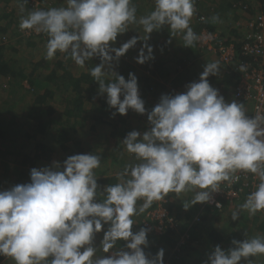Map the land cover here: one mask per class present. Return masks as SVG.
<instances>
[{
	"label": "clouds",
	"instance_id": "obj_1",
	"mask_svg": "<svg viewBox=\"0 0 264 264\" xmlns=\"http://www.w3.org/2000/svg\"><path fill=\"white\" fill-rule=\"evenodd\" d=\"M195 2L155 0V9L138 18L133 0H65L64 6L22 15L19 27L47 35V60L64 53L83 68L99 56L101 63L90 74L99 83V93L107 94V104L121 115L129 109L144 114L138 78L129 73L126 80L112 70V62L138 39L145 43L137 62L154 59L146 42L164 26L172 34L183 33L184 45L191 47L200 39L190 26ZM19 3L23 12L27 0ZM132 24L142 26L146 35L132 37L120 48L111 47L110 42ZM219 71L218 63H207L199 81L188 84L186 92L161 97L148 113L150 129L131 131L123 140L127 152L139 162L128 165L119 182L102 192L95 173L101 157L94 154L72 155L63 165L54 162L52 167L33 168L30 183L0 191V256L11 257L15 264H164L163 249L151 258L145 253L150 230L134 232L135 217L170 193L177 197L194 193L185 209L210 202L221 183L238 182L239 173L259 179L240 211L253 216L264 212V114L250 118L244 103L226 102L208 80ZM106 77H110L107 82ZM98 195L102 202H97ZM239 217L237 211L231 219ZM105 224L110 226L97 249L93 242ZM118 241H126L127 250L117 248ZM232 243L234 247L227 251L216 246L206 264H241L242 259L252 264L250 257L264 255V236ZM98 250L111 255L97 256Z\"/></svg>",
	"mask_w": 264,
	"mask_h": 264
},
{
	"label": "trees",
	"instance_id": "obj_2",
	"mask_svg": "<svg viewBox=\"0 0 264 264\" xmlns=\"http://www.w3.org/2000/svg\"><path fill=\"white\" fill-rule=\"evenodd\" d=\"M151 1L155 4V0ZM133 2L137 7V17L151 12L149 5H145L144 0H133ZM199 2L200 0L195 2L196 10ZM255 3L256 1L253 0H228L227 7L221 10H228L229 7H233L237 14L239 12L252 13V10L256 12L259 8V5H256L255 8ZM49 4V0H27V3L24 4V11L21 12L19 1L0 0V164L9 167L6 171L14 166L15 169L12 170L21 172L24 168H35L43 162L46 163L45 167H52L54 162L63 165L68 157L77 154H94L101 157L100 151L94 147L96 145L89 142L86 137L84 138L85 134L79 132V127L84 122H90V129L94 132L98 125L107 124L110 127L108 141L113 140L114 146L108 160H106L108 156L104 153L100 167H102L103 173L114 170L115 174L105 178L104 181L107 186L116 184L119 182V174L128 166L127 157L124 156V153L127 155V150L123 140L131 132L130 128L121 122H125L124 117L137 116L139 118L143 114L129 109L123 117L107 104V94L101 95L99 93V83L90 74L91 68L101 63V58L99 56L93 57L83 68L77 66L67 54L59 52L52 60H47L45 53L41 57H35L36 53H32L34 57L24 62L15 58V53L19 50L17 46L19 42L27 45L35 52L37 51V43L33 39L38 38L39 41L43 40L44 45L47 44L48 37L46 34L32 35L28 30L22 31L19 22L22 15L26 16L28 12L34 10H46L49 8ZM150 8L155 9L151 6ZM206 11L209 19L204 25L213 29V26L210 25V22H213L210 19L211 12L209 9ZM235 16V19L240 18L239 15ZM235 19H233V23H235ZM132 25L136 26V24ZM190 26L194 31L202 28L201 25L193 22L190 23ZM132 32L137 34L136 27H133ZM243 33L237 27H231L226 28L222 35L226 41L235 43L238 48L241 45ZM122 35L119 34L118 36L122 37ZM180 44L184 46L186 51L185 59L180 62L181 65H179L180 63L172 65L163 56L154 57L144 64L132 60L131 57L125 61L120 57L118 61L112 62V64H116L117 73L126 75V80L129 78V73H134L138 78L139 92L145 102L146 114L149 113V92L156 94L167 88V85L171 87L178 85L176 80L171 82L163 79V77L166 78L164 75L171 76V71H173L177 78L172 79H179L178 75L202 56V52L197 48L196 43L191 48L185 46L184 39L181 38ZM156 53L162 52L158 49ZM112 55L115 54L112 53ZM77 71L82 73L76 74ZM218 78L224 84L233 80L232 85H235L239 75L229 71L221 73ZM105 79L107 82L110 77ZM20 88L33 91L32 100L28 107L19 104L21 101L18 99ZM37 88L38 91H36ZM172 93L175 95V92ZM114 113L116 114L113 115ZM8 157L10 164L6 161ZM138 162L135 155L132 154L130 165ZM6 174L7 172L2 175L3 180H5ZM16 177L19 179V173ZM173 195L170 193L165 197L166 202L164 204L171 214H173L172 209H177L178 215L177 213L173 215L179 224L178 228L186 229L182 235L187 234V236L184 242L179 245L182 235L179 236L175 232L177 229H168L164 233L167 238L164 240L169 242L166 246L167 251L176 249L171 257L172 264H206L209 255H207L208 253L203 255L204 253L202 254L200 248L210 247L208 249L215 250L216 246H220L226 250L228 249L226 244L231 246L233 240L242 241L236 232L232 235L229 233L231 228L223 229L216 225L214 214L222 213L225 210L219 211L212 206L204 205V203H197L190 209L188 208L189 210L185 209L184 206V209L175 208V201L171 200ZM102 199L99 198L97 202H102ZM196 218L199 219L196 220ZM109 226L105 224L103 231L96 234L101 241ZM135 226L134 224L133 227ZM261 234H264V231ZM95 243L93 242L94 246ZM159 250V247H155L153 256ZM183 256L186 258L185 263H183ZM4 258L5 256H0L1 261ZM7 258L9 259V257ZM6 261L7 259L3 263L5 264Z\"/></svg>",
	"mask_w": 264,
	"mask_h": 264
},
{
	"label": "rangeland",
	"instance_id": "obj_3",
	"mask_svg": "<svg viewBox=\"0 0 264 264\" xmlns=\"http://www.w3.org/2000/svg\"><path fill=\"white\" fill-rule=\"evenodd\" d=\"M19 1V0H16ZM146 3L145 5H149V11H153L152 8H150V5L153 4L151 0H144ZM149 1V2H148ZM254 1V0H253ZM50 4L48 5L49 8L51 7H61L64 6L65 0H49ZM255 2V1H254ZM134 3V2H133ZM227 4V0H221V1H217L215 3V0H200L199 2V6L195 12V14L193 15V17L191 18L190 23H192L193 19H195V15L199 14V13H206V9H209V11L211 12L210 14V19L213 22H210L211 26H213V29L215 30H220L221 32H223L226 28H231V27H237L239 30H241V32H243V27L246 26L247 21L254 15V10H252L253 12H239V14L234 12V8H228V10H221V7L225 6ZM256 5H258L257 3H255V8ZM142 6V5H141ZM1 7V6H0ZM1 11V9H0ZM208 15V13H206ZM235 15H239L240 18L235 19L236 16ZM213 17H218V20H214ZM139 18V16H138ZM233 19H235V23H233ZM240 20V21H239ZM233 23V25H232ZM223 25V26H221ZM129 30L126 31L125 33H123L122 37L118 36L117 37V41H115V43L110 42V46L113 48H120L125 42H127L128 40H130L132 37H143L146 34L143 32V28L142 26L136 24V26L132 25L129 26ZM133 27H136L137 29V34L132 32ZM162 31L158 32V35L156 38H152L147 40V44L155 47V45H160L159 48L161 50V52L163 53V55H166L165 58L173 65L176 63H180L181 61H183L185 59L186 56V51L184 50V46H182L180 44V39L182 38L183 40V33H171L170 28L168 27H162ZM165 32V33H164ZM34 35V34H32ZM42 39V38H40ZM33 41H36L37 43V51L35 52V50L30 49L27 45L22 44V42H19V44L17 45L19 47L18 52H16L15 54V58L20 60V61H28L31 60L32 57H34L32 55V53H36L35 57H41L42 55H44V53L46 54V45H44L43 40H40L38 38L33 39ZM145 43V41H143L142 39H138L137 44L128 50V52L122 56V58L125 60H127V58L134 60L137 62V57L139 56L140 53V49L142 48L143 44ZM186 49V48H185ZM145 52H147V49H145ZM153 53H156L155 50H153ZM64 59V58H63ZM214 62V58L210 57V56H205L204 53H202V56L200 58H198L190 67L197 68V72L194 74L195 76H197L198 78H200L201 74L203 73L205 66L207 63H212ZM112 70L117 72V68H116V64H112ZM223 69L220 67V72L222 73ZM173 75L169 76L167 75L166 78L168 81L174 82L173 80H176L178 82L181 81H190L193 76H191V74H183L181 76H178L179 79H172V78H177V76L174 74L173 71H171ZM82 72L77 71L76 74H80ZM220 73V74H221ZM210 75L208 77L209 83L212 87H215V89H217L220 85L222 86V89H220V92H224L227 91V88H229V85H232V82H227V83H223L222 80H220L218 78V76L220 75ZM124 77H126V75H124ZM196 77V78H197ZM192 82H196V79H193ZM190 82V83H192ZM218 84V85H217ZM216 85V86H215ZM169 86V85H168ZM168 88V93L169 91H173L176 87H171L169 86ZM179 85H177L178 87ZM27 88H29L28 86H26ZM217 87V88H216ZM38 91V88L37 90ZM167 93V95H169ZM20 97H18V99L21 101H19V104L21 106L28 107L30 105V102L32 100V94L33 91H26L25 89L20 88L19 91ZM123 116V115H122ZM124 117V116H123ZM143 117V118H140ZM139 118H137V116L135 117H124L125 122H121L122 124H126L128 128H130L131 131H139L141 133H144L146 131L149 130V120H148V114H143L142 116H140ZM90 122H84L82 125H80L79 127V132L82 133H86L85 135L87 136L89 142L95 144V145H100L103 147V152L105 153V151H108L109 149L113 148L114 146V142L112 141H108V139L110 138L108 136L109 134V125L107 124H103V125H98V128L92 132L90 129ZM110 155V153L108 154ZM107 155V156H108ZM111 156V155H110ZM110 156H108V158L106 160H108L110 158ZM9 157L6 159L7 163H9ZM44 165H46L45 162L39 164V166H36L35 168L40 169L45 167ZM9 167H4L3 165L0 164V191L3 190H9L10 188H12L13 186L16 185H20V184H27L31 182V169L33 168H24L23 171L19 172V171H14L12 169H15L14 166L11 167V169H9L8 171H6V169H8ZM7 172V174L5 175V180H3L2 175ZM17 173H19L20 177L19 179H17ZM185 196V195H184ZM193 198V196H192ZM180 199H177V201H175L177 204L179 203ZM191 200H187L186 201V196L181 198V204H185V202H190ZM245 202L244 201H239L237 203H234L232 205H229L227 207V213H217L214 214L213 217H216V222H217V226L223 229H229V233L232 235V233L236 232L238 238L240 240H245L248 237H256V236H264V234H261L262 231H264V212H258L256 215H250L247 211H240V205L243 204ZM143 203V200H141V202H137L138 206L141 205ZM151 208V207H150ZM146 209L143 213H141L139 216L136 217L135 221L138 223L140 222L144 227V219L146 218V213L149 211V209ZM176 208V207H175ZM191 208V207H190ZM189 208V209H190ZM187 209V210H189ZM172 213L176 214L177 213V209H172ZM240 212V217L238 220L233 221L231 219L232 217V213L233 212ZM178 215V213H177ZM234 222V224H233ZM146 228V227H145ZM186 231V229H180L178 228L177 234L179 236H181L183 234V232ZM187 235V234H184ZM101 241L100 238L95 237L94 242L95 241ZM227 248L230 249L232 247H234L233 243L232 245H228L226 244ZM118 247V246H117ZM122 249H126V246H119ZM118 247V248H119ZM206 249H203L202 254L205 255V253H208L207 255H210V253H212L214 251V249H208L210 247H205ZM228 249H226L225 251H227ZM113 251H115V249H113ZM205 251V252H204ZM173 250L170 251H165L164 253V259L166 262V257H168L169 253H172ZM111 255V252L109 253ZM6 261L5 264H15V261L9 257V259L7 257H5L4 259H2V261L0 260V264H4L3 262ZM249 259L252 260V264H264V255H260L257 257H250ZM241 264H248L247 260L242 259Z\"/></svg>",
	"mask_w": 264,
	"mask_h": 264
},
{
	"label": "built area",
	"instance_id": "obj_4",
	"mask_svg": "<svg viewBox=\"0 0 264 264\" xmlns=\"http://www.w3.org/2000/svg\"><path fill=\"white\" fill-rule=\"evenodd\" d=\"M259 8L247 21L242 35L241 45L237 48L233 42L226 41L220 30L209 29L204 24L209 19L206 13L197 15V23L202 28L194 31L200 39L195 43L197 48L205 56L214 58V62L225 72H236L238 81L233 85L230 92L221 94L226 102L236 100L244 103L248 117L256 114H264V0H254ZM257 5V6H258ZM30 34H36L29 31ZM241 55V57H239ZM180 63L179 65H181ZM236 70V71H234ZM183 89H175V94L184 93ZM225 93H227L225 95ZM240 180L235 183L223 182L220 191L212 194L210 202L204 203L219 211L227 210L229 205L246 200L247 195L255 190L259 183L258 177L252 173H239ZM166 199L157 201L146 213L144 225L147 229L163 234L168 229L178 230L179 224L175 216L166 208ZM224 212V211H223ZM199 218H196L198 220ZM187 235H182L180 244L184 242ZM176 249L169 253L165 264H172L171 257Z\"/></svg>",
	"mask_w": 264,
	"mask_h": 264
},
{
	"label": "crops",
	"instance_id": "obj_5",
	"mask_svg": "<svg viewBox=\"0 0 264 264\" xmlns=\"http://www.w3.org/2000/svg\"><path fill=\"white\" fill-rule=\"evenodd\" d=\"M217 1H221V0H215V3L217 2ZM227 2H228V0H227ZM151 7H154L155 8V4H151L150 5ZM227 7V4L225 5V6H223V7H221V9H223V8H226ZM229 8H233V7H229ZM240 21V20H239ZM194 24L195 23H197V14L195 15V19H193V21H192ZM197 25H198V23H197ZM221 26H223V25H221ZM164 27H168L169 28V26H164ZM224 27V26H223ZM224 28H226V27H224ZM244 28L245 27H243V30H244ZM162 29V28H161ZM219 30V29H218ZM158 32H160V30H155V31H153L151 34H150V38L149 39H154V38H156L157 37V35H158ZM159 46L160 45H155V47H153V50H158V49H160L159 48ZM153 55H154V57H158V56H163V58H165V56L166 55H163V53H153ZM166 59V58H165ZM189 70H191L190 72H189ZM197 72V68L196 67H194V68H192V67H187L185 70H184V72L183 73H181V74H179L178 76H181V75H183V74H191V76H193V78L190 80V81H181V82H178V87H176V86H174V87H176L175 89H183L185 86H187L188 84H190V82H192V80L193 79H196V82H198L199 81V79L200 78H198L197 76H195L194 74ZM221 72L219 71V74H220ZM175 74V73H174ZM189 74V75H190ZM171 75H172V73H171ZM165 77L167 76V74L166 75H164ZM214 76H216V75H214ZM197 77V78H196ZM163 79H167V78H164L163 77ZM168 81V80H167ZM218 85V84H217ZM168 86V85H167ZM216 86V85H215ZM169 87V86H168ZM232 87H233V85H231L229 88H227V92H230L231 90H232ZM213 88H215V87H213ZM217 88V87H216ZM174 89V90H175ZM218 90H219V92H220V89H222V86L220 85L218 88H217ZM174 90L173 91H169V93H168V89L167 88H164V90H162V91H160V92H158V93H156V94H153L152 92H149V113L152 111V109L160 102V99H161V97L163 96V95H165V94H169V95H174L172 92H174ZM172 93V94H171ZM220 94H223L222 92H220ZM227 93H225V95H226ZM176 95V94H175ZM140 118H143V117H140ZM150 127H151V125H150V122H149V129H150ZM84 133V132H83ZM84 134H86V133H84ZM87 138V136L86 135H84V138ZM88 139V138H87ZM89 141V140H88ZM95 145V144H94ZM95 147V149L96 150H99L100 151V153H101V160H102V158L104 157V152H103V147L102 146H100V145H96V146H94ZM112 148L111 149H109L108 151H105V154L106 155H108L109 153H110V155L112 154ZM110 155H108V156H110ZM124 156H126L127 157V163H128V165H130V156L132 157V154L131 153H129V152H127V155L124 153ZM104 162V161H103ZM100 165H102V164H100ZM103 170H102V167H99L98 169H96L95 170V173H96V177H97V182H98V185L100 186V189H99V191H103V189H104V187L105 186H107V183L104 181V179L105 178H109L110 176H113L115 173H114V170L112 171H108V172H102ZM173 194V193H172ZM186 196V201L187 200H191L192 199V196H194V193L193 192H188V193H182L181 195H180V197H177L175 194L171 197V200H173V201H177V199H180L179 200V203L177 204L176 202H175V206H176V208H183V206H184V204H181V198L182 197H185ZM99 198H102L101 196H97V201L99 200ZM139 203L141 202V200L140 201H138ZM157 201H154L153 203H152V205L150 206V207H152L153 205H155V203H156ZM149 207V208H150ZM185 208V207H184ZM183 208V209H184ZM228 210V209H227ZM227 210L226 211H224V212H222V213H227ZM135 219H136V217H135ZM136 226L135 227H133V231L134 232H138L141 228H144L143 227V225L140 223V222H136V224H135ZM95 237H98V238H100L99 236H95ZM164 239H167L166 238V236H164V233L163 234H159V233H156L155 231H149L148 232V241H149V244H148V246L147 247H144V251H145V253L146 254H148V256H149V258H151V257H153V253H154V249H155V247H159L160 249H163L164 250V253H165V251L167 250V248H166V246H168V244H169V242H167V241H165ZM96 243V248L97 249H100L101 248V242L102 241H98V239H97V241H95ZM168 243V244H167ZM122 244H123V246H126V244H127V242L126 241H124V242H117V246L119 247V246H122ZM97 245H99V246H97ZM117 247V248H118ZM143 247V246H142ZM147 250H149V253H147ZM202 251H203V249H201ZM97 256H110V254L109 253H104L102 250H98L97 251ZM184 261H183V263H185L186 261V258L183 256V258H182Z\"/></svg>",
	"mask_w": 264,
	"mask_h": 264
}]
</instances>
